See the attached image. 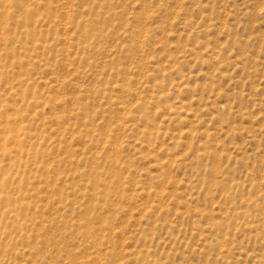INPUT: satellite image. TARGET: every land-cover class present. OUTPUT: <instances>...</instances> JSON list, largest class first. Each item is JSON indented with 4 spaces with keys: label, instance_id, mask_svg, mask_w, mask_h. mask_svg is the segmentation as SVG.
Here are the masks:
<instances>
[{
    "label": "rangeland",
    "instance_id": "rangeland-1",
    "mask_svg": "<svg viewBox=\"0 0 264 264\" xmlns=\"http://www.w3.org/2000/svg\"><path fill=\"white\" fill-rule=\"evenodd\" d=\"M0 264H264V0H0Z\"/></svg>",
    "mask_w": 264,
    "mask_h": 264
}]
</instances>
